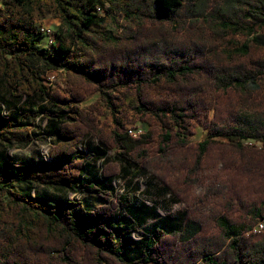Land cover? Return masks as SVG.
<instances>
[{
  "label": "trees",
  "instance_id": "16d2710c",
  "mask_svg": "<svg viewBox=\"0 0 264 264\" xmlns=\"http://www.w3.org/2000/svg\"><path fill=\"white\" fill-rule=\"evenodd\" d=\"M46 14L60 21L51 54L30 41ZM39 71L62 72L63 87L46 88ZM263 76L264 0H3L0 82L18 118L0 102V142L28 145L34 117L51 147L35 167L2 160L0 264H264V233L245 236L264 218V152L244 147L264 144ZM35 95L50 108L26 114ZM127 95L148 125L137 138L117 117ZM196 126L207 137L191 143ZM108 149L159 181L192 232L145 233L134 219L120 229L133 198L113 188L115 163L98 165ZM35 187L62 196L53 205ZM84 196L100 204L86 209Z\"/></svg>",
  "mask_w": 264,
  "mask_h": 264
},
{
  "label": "rangeland",
  "instance_id": "374dc122",
  "mask_svg": "<svg viewBox=\"0 0 264 264\" xmlns=\"http://www.w3.org/2000/svg\"><path fill=\"white\" fill-rule=\"evenodd\" d=\"M187 1V0H186ZM193 1V0H190ZM3 6V0H0V7ZM36 27H44L54 32V30L59 26L60 21L53 18L51 15H43L35 23ZM107 30L114 31L112 28L107 27ZM54 40V38H53ZM30 41L35 43L39 48H45L47 53H53V44L49 43L48 38L45 36L31 37ZM44 85L46 88L54 89L57 87L62 88V72H50L47 74H42ZM261 83H264V76L261 78ZM98 99V94H92L86 97L81 103V108H86L88 105L96 102ZM0 102L5 108L10 110V115L12 118H18L17 115L13 114V108L18 103L13 99L10 94L5 90L0 82ZM132 102V97L127 95L126 103L119 108V115H117L120 122L124 124L123 130L127 127L142 129L143 133L148 129V125L145 123L138 122L135 120V115L129 109L128 103ZM23 110L26 114L34 115L42 110H47L50 108V104L46 102L43 98L38 95L26 98L23 102ZM104 114L98 116V127L102 130H110L113 128L112 116L106 109H102ZM25 121L29 124L30 132L32 134V142L28 145H5L0 142V165L2 160L7 158L9 162L17 164V166L28 165V166H38L40 164V153L44 152L48 141L44 140L46 138V133L48 131L46 121L40 120L39 118H26ZM207 137V131L199 126L193 129L192 135L189 140L191 143H198L203 141ZM97 145V141L94 138H88L80 145V148H85L88 151L93 150ZM7 147V148H6ZM51 146H49L50 149ZM246 148H251L252 150L258 152H264V144H259L256 146H245ZM50 154V150H49ZM105 163H115L118 166V173L112 177V186L117 192V194H130L133 198V206L128 209L124 215L119 212L115 221H119L121 224L120 229L128 226L130 224V219H134L139 223V229L145 233H150L155 228H161L167 232L172 230L180 231L183 235H187L192 232L193 228L188 226L184 220V207L175 202L172 196L167 193L163 185L150 175L138 172L133 166H129L124 163L118 156V151L115 149L106 150V159L103 163H98L102 166ZM91 164H94L91 161ZM15 188L19 191L24 189L15 185ZM201 191L197 190L196 194ZM34 195H41L46 201L53 205H56L62 194L53 189L52 187L40 188L35 187L33 190ZM81 202L86 209H92L98 204L100 200L95 196H84L81 198ZM249 220V218L247 217ZM258 222H262L263 229L256 233H245V236L256 235L258 233H264V218L251 223L252 225H247L249 230H253ZM140 235L137 233L132 234V239L136 242L140 240Z\"/></svg>",
  "mask_w": 264,
  "mask_h": 264
},
{
  "label": "built area",
  "instance_id": "2783aa9c",
  "mask_svg": "<svg viewBox=\"0 0 264 264\" xmlns=\"http://www.w3.org/2000/svg\"><path fill=\"white\" fill-rule=\"evenodd\" d=\"M97 11H99V9H97ZM40 33L44 36H46L49 40V43H52L53 41V32L50 31L47 28L44 27H38ZM6 114V113H5ZM126 132V134L128 136H130L131 138H137L139 135L142 134V129H137V128H132V127H127L124 130ZM48 141V140H47ZM245 146H256L259 145L258 143H252V142H246L244 143ZM47 147L45 148L44 152L40 153V158L43 161H48L49 160V146H50V142L48 141V144L46 145ZM263 229V224L262 222H258L256 224V226L253 228V230H249L248 232H252V233H256V232H260ZM247 232V233H248Z\"/></svg>",
  "mask_w": 264,
  "mask_h": 264
}]
</instances>
